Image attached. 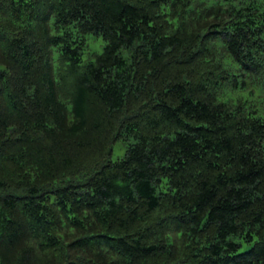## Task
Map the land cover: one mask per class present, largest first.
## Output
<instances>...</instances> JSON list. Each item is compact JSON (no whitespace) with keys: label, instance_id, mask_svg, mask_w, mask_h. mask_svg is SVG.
<instances>
[{"label":"trees","instance_id":"trees-1","mask_svg":"<svg viewBox=\"0 0 264 264\" xmlns=\"http://www.w3.org/2000/svg\"><path fill=\"white\" fill-rule=\"evenodd\" d=\"M0 264H264V0H0Z\"/></svg>","mask_w":264,"mask_h":264},{"label":"rangeland","instance_id":"rangeland-1","mask_svg":"<svg viewBox=\"0 0 264 264\" xmlns=\"http://www.w3.org/2000/svg\"><path fill=\"white\" fill-rule=\"evenodd\" d=\"M88 50L85 54V59H94V53H100L103 50L105 41L102 36H98L95 34H89L88 35ZM128 147V142H124L123 140L117 141L113 145V153H112V159L118 160L119 158H122L125 153L126 149Z\"/></svg>","mask_w":264,"mask_h":264}]
</instances>
